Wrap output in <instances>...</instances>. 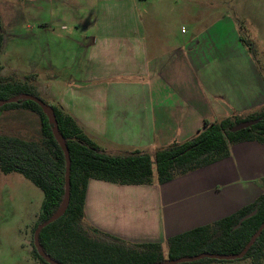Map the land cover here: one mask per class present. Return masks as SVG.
I'll list each match as a JSON object with an SVG mask.
<instances>
[{"label": "crops", "instance_id": "0c3cea01", "mask_svg": "<svg viewBox=\"0 0 264 264\" xmlns=\"http://www.w3.org/2000/svg\"><path fill=\"white\" fill-rule=\"evenodd\" d=\"M100 1L101 12H63L59 28L46 20L45 31L59 30L47 67H68L69 78L60 84L54 73L40 84L36 76L34 85L49 89L102 152L153 154L195 138L207 123L264 106V81L241 49L226 0ZM263 181L264 145L242 142L227 158L162 185L90 180L85 221L129 243L163 246L252 204Z\"/></svg>", "mask_w": 264, "mask_h": 264}, {"label": "trees", "instance_id": "16d2710c", "mask_svg": "<svg viewBox=\"0 0 264 264\" xmlns=\"http://www.w3.org/2000/svg\"><path fill=\"white\" fill-rule=\"evenodd\" d=\"M240 41L251 45L252 42ZM3 35L0 27V55ZM2 65L0 63V71ZM36 75L28 74L23 81L0 76V99L17 98L0 110H24L39 120V139L30 140L0 134V172L17 173L31 182L43 195L35 228L48 220L60 205L64 194L65 158L52 135V125L40 107L23 95L40 98L33 82ZM47 104L44 100H42ZM48 105V104H47ZM52 107L60 135L65 139L70 159L69 203L64 214L42 228L39 244L46 255L59 264H156L166 260L195 256L201 253L234 255L247 244L264 222V190L250 205L212 224L168 238L164 247L157 243H129L102 233L85 221L84 201L90 180L118 185H162L175 177L195 171L229 156V146L242 142L264 145V106L248 117L233 116L207 123L195 138L172 144L153 154L138 151L125 154L104 153L85 134L76 121L60 104ZM259 119L255 125L237 131L230 129L239 123ZM264 187V181H263ZM257 210L255 215L233 229L244 215ZM32 254L40 264H48L36 252ZM241 259L252 264L264 260V229ZM213 259L192 263L209 264ZM183 263V264H192Z\"/></svg>", "mask_w": 264, "mask_h": 264}, {"label": "rangeland", "instance_id": "374dc122", "mask_svg": "<svg viewBox=\"0 0 264 264\" xmlns=\"http://www.w3.org/2000/svg\"><path fill=\"white\" fill-rule=\"evenodd\" d=\"M105 2L0 0V27L3 35L0 76L23 81L24 77L33 71L36 73L38 83L44 84L50 81L55 73L61 76L59 83L65 84L69 78L68 67L59 68L57 64L50 69L47 67L50 46L56 50L58 46V40L54 42L52 37L58 38L59 30L50 28L49 32L45 31L48 27L46 20L48 18L56 20L59 28L63 25V21L67 23L68 18L61 15L63 12H101ZM226 3L228 6L225 11L231 12L236 29L241 33L240 36L252 42L251 45L241 42V49L253 61V66L264 81V0H226ZM144 23L159 24L156 19H146ZM163 23L172 24L173 21L165 18ZM175 24L178 29L180 25H184L183 21H176ZM51 25L49 24V27ZM56 68L59 70L56 71ZM38 88L40 98L48 105H54L53 100L48 96L50 90L44 87L42 89L40 85ZM0 134L36 141L39 139V120L35 114L28 111L0 110ZM42 200V192L24 177L17 173L0 172V264H40L32 254L31 242L32 228L38 220ZM163 247L166 258L165 245ZM209 264H252V262L249 259H233L215 260ZM261 264H264V260Z\"/></svg>", "mask_w": 264, "mask_h": 264}, {"label": "water", "instance_id": "95a60500", "mask_svg": "<svg viewBox=\"0 0 264 264\" xmlns=\"http://www.w3.org/2000/svg\"><path fill=\"white\" fill-rule=\"evenodd\" d=\"M21 99L30 100V101L36 103L40 107L42 113L47 118L48 123L52 125V135H53L55 141L57 142V144L59 145L60 149L62 150V152L64 154V158H65L66 169H65V181H64V194H63L62 201H61L60 205L58 206V208L56 209V211L54 212V214L48 220L39 224L35 228V230L33 232V236H32L33 247L35 248L38 255L44 261H46L48 264H59V263L55 262L54 260H52L42 250V248L39 244V233L42 230V228L46 227L50 223L59 219L64 214V212L68 206V203H69V170H70V159H69L68 149H67L66 144H65V139L60 135V133L58 131L57 122H56L54 111H53L52 107L45 104L39 98L30 96V95H23V96H21ZM17 100H18L17 98H12V99H7V100H1L0 99V107H2L5 104L16 102ZM258 122H259V119H254V120H248V121L236 124L230 129V132H237V131L249 128ZM256 211L257 210H253L252 212H249L248 214L241 217L233 229H237L244 220L255 215ZM263 229H264V222L259 226L258 230L251 236V238L249 239V241L247 242L245 247L238 254L220 255V254L201 253V254H198L195 256L178 258L176 260H166L162 263H156V264L192 263V262H196L198 260L205 259V258L213 259V260H225V261L233 260V259H241L245 256L248 249L255 242V240L261 234Z\"/></svg>", "mask_w": 264, "mask_h": 264}]
</instances>
